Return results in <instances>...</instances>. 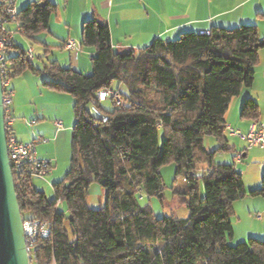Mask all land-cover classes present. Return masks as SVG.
I'll use <instances>...</instances> for the list:
<instances>
[{
  "label": "trees",
  "instance_id": "16d2710c",
  "mask_svg": "<svg viewBox=\"0 0 264 264\" xmlns=\"http://www.w3.org/2000/svg\"><path fill=\"white\" fill-rule=\"evenodd\" d=\"M57 8L49 0L28 3L18 11L21 33L36 40L49 32ZM81 45L95 48L90 75L58 61L38 68L19 44L8 56L10 78L26 70L44 73L45 85L75 99L70 168L52 184L55 198L49 200L28 171H14L23 219L51 225L48 237L34 241L31 264H264V241L229 243L235 203L247 193L264 196V178L248 192L235 163L215 161L218 152L234 150L226 114L242 89L253 85L264 47L257 25L214 26L209 34L156 38L120 53L109 26L93 17L83 23ZM105 88L118 89L123 103L111 100L106 109L101 102L98 114L91 99ZM241 116L259 120L258 103L248 98ZM11 134L7 123L8 142ZM208 137L216 140L214 149L206 146ZM171 162L175 181L186 180L174 192L189 209L187 218H159L139 203L141 193L162 196L161 167ZM93 182L104 190L99 208L89 204ZM59 200L65 210L57 207Z\"/></svg>",
  "mask_w": 264,
  "mask_h": 264
},
{
  "label": "crops",
  "instance_id": "0c3cea01",
  "mask_svg": "<svg viewBox=\"0 0 264 264\" xmlns=\"http://www.w3.org/2000/svg\"><path fill=\"white\" fill-rule=\"evenodd\" d=\"M32 1L38 0H16L15 6L20 11ZM49 1L58 5L57 11L50 18L49 32L40 33L36 36V40H30L44 45L45 54L51 53L52 48H57L59 55L52 61H58L66 67H74L85 74L93 71L91 57L95 53V48L81 45L82 30L84 21L93 17L109 26L113 48L120 53L148 46L156 38L175 39L186 32L209 34L214 26L232 28L241 25H257L259 35L264 39V0ZM8 27L14 28L15 25L9 24ZM41 34L49 36L51 40H41ZM70 38L80 44L79 52L75 53L65 48V42ZM52 41L54 43H50ZM14 44H18L16 40ZM15 49V47L10 49L9 56L18 52ZM37 57L39 60L36 62L34 54L33 62L38 68L52 62L47 61L48 57L47 60H44L42 55ZM46 79H48L46 74H36L31 70L11 78L10 87L14 90L10 105V113L14 117L11 123V136L13 139L25 142L35 140L39 157L53 159V171L48 176L54 177V180H60L62 172L68 168L66 165L68 157L64 158L60 150L72 137L75 123L73 110L75 99L70 93L45 85L43 82ZM248 98L258 103L259 120L264 122V47L260 50L253 85L242 89L240 94L232 100L226 114L227 124L243 134L250 130L252 123V120L241 116L242 107ZM27 119L36 125L34 127L33 124L29 125L26 123ZM57 120H62L63 128L58 129L55 123ZM225 133L229 138L230 146L234 147V150L230 152L234 154L232 157L220 156V159L224 160L222 163L236 164L238 162L236 157L241 154L242 159L238 162L237 168L243 172L246 188L251 190L260 187L264 178V148L250 147L246 139L231 134L227 128ZM44 138L48 141H44ZM211 144L216 147V140ZM257 164H261L262 169H256L250 174V168ZM61 165L63 169H60ZM48 176L47 180L34 177L35 184L43 191H46L44 186ZM245 176H248L249 181L246 182ZM250 180L253 182L249 183ZM251 197L255 198L248 200L249 217L256 228L264 231V196ZM245 200L247 201V198L238 200L235 209L245 206ZM62 205L65 207L62 202L60 208ZM250 234L253 235V233Z\"/></svg>",
  "mask_w": 264,
  "mask_h": 264
},
{
  "label": "built area",
  "instance_id": "2783aa9c",
  "mask_svg": "<svg viewBox=\"0 0 264 264\" xmlns=\"http://www.w3.org/2000/svg\"><path fill=\"white\" fill-rule=\"evenodd\" d=\"M16 0H0V72L3 82V100L6 109V124H11L14 117L10 113V105L13 101L14 90L10 87L11 78L8 76V56L9 51L15 43L16 31L21 32L20 23L18 21V10L15 6ZM9 24H14L15 29L8 27ZM65 48L73 52H79L81 46L74 39H68L65 42ZM29 59L34 58L33 49L27 51ZM112 100L116 105L123 103V97L118 89L105 88L96 93L91 99L93 111L99 114L97 105L103 101ZM58 129L63 128L62 120H57ZM233 135H239L246 139L249 146H260L264 148V122L254 120L251 123L250 130L243 134L230 125H226ZM38 139V138H36ZM44 141H48L44 138ZM9 156L12 164L13 172L21 173L28 171L33 177L47 180V176L53 171V159L40 158L37 151L36 141H20L10 139L8 142ZM242 156L239 154L236 160L241 161ZM61 200L58 201L57 207L61 205ZM25 223V232L27 238L28 249L31 252L34 241L39 236L48 237L51 234V225L49 222H39L37 220H27Z\"/></svg>",
  "mask_w": 264,
  "mask_h": 264
},
{
  "label": "rangeland",
  "instance_id": "374dc122",
  "mask_svg": "<svg viewBox=\"0 0 264 264\" xmlns=\"http://www.w3.org/2000/svg\"><path fill=\"white\" fill-rule=\"evenodd\" d=\"M13 29L16 30L15 27ZM15 36H16L15 40L17 41V43L19 45H21L24 49L29 50L30 48H33L34 54L36 57V59H35L36 62L39 60L37 55H42L44 60H47V57H48L49 60H47V61H52L54 59V57H58V55H59V51L57 48H52V52L46 53L47 54L46 55L45 50H44V45H42L41 43H38V42H32L29 38L25 37L19 31H16ZM40 39L44 40V41H50L51 40V38L49 36H44V34L40 35ZM50 43H54V42L52 41ZM15 50H17V49H15ZM15 50H12V51L14 52ZM90 74H87V75H90ZM121 89L125 90L124 86H121ZM102 104L104 105L103 107L106 109H111L113 106L111 100L103 101ZM26 123H28L31 126L33 124V127L36 125V123L32 122L30 119H27ZM35 138H38V137H35ZM163 139H164V135L161 132L160 133V139H159L161 145L163 143ZM71 141H72V137L67 140L66 145L62 146V150H60V153L62 154V156L64 158L68 157V162L66 163V165H68L67 166L68 168L65 170V172H62L63 174H62V177L60 178V180L64 178L68 169L70 168L71 153H72V142ZM213 141L215 142V139L213 137H208L206 139V146H208L209 149L215 148L214 145L211 144V143H213ZM233 154L234 153L230 152V151L218 152L216 154L217 156L215 157V161L222 163V161H224V160L220 159V156L228 155V156L232 157ZM244 161H246V160H244ZM252 166H254V165H252ZM261 166H262L261 164L260 165L257 164L254 167H251L250 171H249L250 174L256 169L261 170L262 169ZM237 167H238V162H236V168ZM61 168L63 169V165L60 166V169ZM240 172L243 173L241 171V169H240ZM161 174L163 177V187H164L162 196H159V195L148 196L144 193H141L140 198H139L140 205L141 206L149 205L152 208V210L154 211V214L159 218L164 217V216H176V217H180V218H187L190 215V211L185 204H183L179 201L178 195L174 192V189L181 190L185 187V185H186L185 178L181 176L177 179V181H175V179H176V164L174 162H171V163H168V164L162 166L161 167ZM245 177H247L246 182L249 181L248 176H245ZM35 180H36V178H34V183H35ZM60 180H54V177L51 178L48 176V181H46L47 183L44 186V188L46 190L45 192H46L49 200H53L55 198L54 189H53L52 184L54 182H57ZM252 182L253 181L250 180L249 183H252ZM36 187H37V185H36ZM37 188L40 190H43L39 187H37ZM245 188H246V186H245ZM200 189H201V196L205 197V188H204L203 184H201ZM246 190L248 192L250 191L247 188H246ZM258 196H260V195H258ZM88 198H89V204L91 207L99 208V207L104 206L105 205V196H104L103 187L99 183L93 182L92 185L90 186V192H89ZM245 198H247V201L246 200L244 201L245 206L238 207V210L235 209V215L232 217V222H233V226L235 229V235L233 237L229 238V243L231 245H236V244L241 243V242H246L250 238H257L259 240L264 241V231H262L261 228H256L254 222L249 217L250 214L248 212V205H250V203L248 200L253 199L255 197H251V195L249 193H247L241 199H245ZM256 198H261V197H256ZM241 199H239V200H241ZM65 207H66V204H65ZM65 207H64V205H62L61 209H64ZM253 214H255V212H253ZM29 220H32V219H29ZM250 233H253V235H251ZM36 240H37V238H36Z\"/></svg>",
  "mask_w": 264,
  "mask_h": 264
},
{
  "label": "water",
  "instance_id": "95a60500",
  "mask_svg": "<svg viewBox=\"0 0 264 264\" xmlns=\"http://www.w3.org/2000/svg\"><path fill=\"white\" fill-rule=\"evenodd\" d=\"M3 92L0 72V264H31L25 220L9 156Z\"/></svg>",
  "mask_w": 264,
  "mask_h": 264
}]
</instances>
